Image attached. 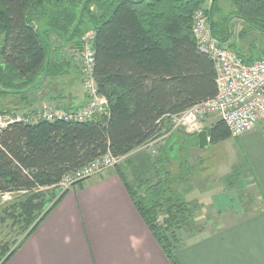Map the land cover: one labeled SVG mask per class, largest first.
Wrapping results in <instances>:
<instances>
[{"label":"trees","instance_id":"obj_1","mask_svg":"<svg viewBox=\"0 0 264 264\" xmlns=\"http://www.w3.org/2000/svg\"><path fill=\"white\" fill-rule=\"evenodd\" d=\"M230 1L232 14L264 33V0ZM205 2L210 3L212 33L223 39L226 29H218L212 20L220 10L219 0H0V86L5 91L25 92L39 88L44 79L67 76L75 56H67L69 49L79 52L80 37L93 29L94 77L108 102L107 116L89 121H14L0 130V194H21L12 204L11 216L15 218L17 211L23 221L27 230L23 238L65 192L49 196L43 188L54 187L67 173L107 152L126 156L168 131L170 115L215 95L213 62L197 48L191 33L192 15ZM236 53L246 62L252 60ZM75 72L80 76L78 68ZM60 98L64 99L62 94ZM85 98L87 102V94ZM77 107L69 103L59 108ZM206 130L210 144L231 137L221 119ZM190 135L199 147L196 133ZM173 139L177 143L169 148ZM182 145L179 138H172L154 158L145 153L143 164L135 167L140 177L133 184L117 169L133 205L171 264H177L176 247L161 231L171 230L175 236L180 218L185 221L190 213L180 192L190 170L178 156ZM172 159L179 163L176 174L167 168ZM136 183L144 186L143 193H138ZM16 247H1L0 264Z\"/></svg>","mask_w":264,"mask_h":264},{"label":"crops","instance_id":"obj_2","mask_svg":"<svg viewBox=\"0 0 264 264\" xmlns=\"http://www.w3.org/2000/svg\"><path fill=\"white\" fill-rule=\"evenodd\" d=\"M41 87L12 92L0 86V112L7 108L4 111L14 117L63 105L54 90ZM64 95H69L73 107L86 102L84 94L78 97L66 91ZM234 138L245 154L239 165L247 173L241 180L253 185V207L225 225L219 220V228L211 233L186 235L174 252L177 264H264V132L254 129ZM144 149L132 150L129 159H139L142 165ZM221 195H210L207 204L221 211ZM17 245L4 264H171L115 168L65 190L37 228Z\"/></svg>","mask_w":264,"mask_h":264},{"label":"rangeland","instance_id":"obj_3","mask_svg":"<svg viewBox=\"0 0 264 264\" xmlns=\"http://www.w3.org/2000/svg\"><path fill=\"white\" fill-rule=\"evenodd\" d=\"M207 2L202 7H207ZM218 6L220 10L214 14L212 20L217 22L218 29H226V36L222 40H227L226 43L231 50L238 51L252 60L263 57L264 33L252 28L244 19L232 14L233 8L230 0H219ZM209 11L207 8L208 13ZM225 18H228L226 22ZM78 53L74 49H69L67 56H71V58L73 54L75 56L72 60L73 68L70 69L67 76L49 79V81L44 79L41 88L54 90L58 96L66 94V91L72 92L78 97L85 95L86 91L81 84L80 76L75 72V68L79 70ZM63 97L62 103L67 106L70 102L69 95ZM2 110H7V108H2L1 112ZM217 119L219 118L216 115L201 117L198 120V130L208 129ZM254 129L264 132V124H257ZM193 133H197V130L188 131L184 128H177L169 135H164L159 141L151 143L147 147L142 146L146 150L141 153L143 157L145 153H149L154 158L158 155V148H162L165 142L170 141L172 138H179L183 143L177 151L178 156L182 163L184 160L190 170H186L188 171L187 178L181 184L180 192L188 201L190 213L187 216L185 215V221H183V217H179L180 227L175 229V236H172L171 230L162 229L161 231L163 235L169 237L168 240L173 242L174 247L181 245L186 239V235L196 238L217 230L220 225L219 220H221L222 225H225L230 223L232 219L242 217L250 209V206L253 207L254 203L251 204V201L255 202L251 195L253 185L247 180H241V175H245L247 171L244 165H239L245 159V154L239 146L238 138L230 137L216 144L209 143L205 147H197L194 145V138L190 135ZM130 156L128 153L118 163L117 167L113 166L111 168L122 169L126 173L129 182L133 184L136 181L135 179L138 180L137 177H140V172L135 167L141 165V163L139 159L132 161L131 158L129 159ZM138 163L140 164L138 165ZM178 164V160L172 159L167 168L176 174ZM135 186L138 188V193H143L144 186L141 188L137 186V183ZM43 190L51 193L49 196H58L63 192V189L58 185L52 188H43ZM214 194H222L221 200H223L224 208L221 211L216 210L212 204H207V201H209L207 198ZM20 195V193H10V198H8L0 194V249L4 244H8L9 248L13 249L27 231L23 221L18 220L17 211L14 212L16 219L11 216L12 204L16 202L15 200L21 198H17ZM212 198L214 199V197ZM49 206L50 203L45 206V209ZM164 212V208L159 211L158 220L160 223L163 221ZM181 237L183 238L182 241ZM1 256L0 254V261Z\"/></svg>","mask_w":264,"mask_h":264},{"label":"built area","instance_id":"obj_4","mask_svg":"<svg viewBox=\"0 0 264 264\" xmlns=\"http://www.w3.org/2000/svg\"><path fill=\"white\" fill-rule=\"evenodd\" d=\"M207 7L197 9L192 15L191 33L197 48L213 62L215 69L216 93L212 98L201 101L180 113L170 115V128L160 137L142 145L147 147L169 135L177 128L188 131L198 130V120L205 115H216L227 125L232 137H239L251 131L257 124H264V56L244 61L231 50L227 40L215 37ZM95 31L86 30L80 37L78 53L81 84L88 96L87 102L74 109L41 107L21 116H10L0 112V130L14 121L36 123L41 120H64L85 122L99 116H107L108 102L98 91L94 77ZM124 156H114L110 152L96 158L83 167L63 176L55 186L63 192L73 185L93 176L102 174L117 165ZM10 198V193H4Z\"/></svg>","mask_w":264,"mask_h":264},{"label":"water","instance_id":"obj_5","mask_svg":"<svg viewBox=\"0 0 264 264\" xmlns=\"http://www.w3.org/2000/svg\"><path fill=\"white\" fill-rule=\"evenodd\" d=\"M196 138L199 147H205L209 144L208 132L206 129L200 130L196 133ZM177 143V140H172L169 144V148H172Z\"/></svg>","mask_w":264,"mask_h":264},{"label":"bare ground","instance_id":"obj_6","mask_svg":"<svg viewBox=\"0 0 264 264\" xmlns=\"http://www.w3.org/2000/svg\"><path fill=\"white\" fill-rule=\"evenodd\" d=\"M79 51V50H78Z\"/></svg>","mask_w":264,"mask_h":264}]
</instances>
